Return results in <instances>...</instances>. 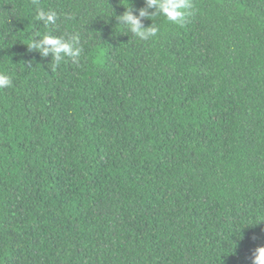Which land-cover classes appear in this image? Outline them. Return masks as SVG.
<instances>
[{
    "label": "trees",
    "instance_id": "1",
    "mask_svg": "<svg viewBox=\"0 0 264 264\" xmlns=\"http://www.w3.org/2000/svg\"><path fill=\"white\" fill-rule=\"evenodd\" d=\"M128 6L145 4L0 0V264H251L264 246V0H192L182 26L144 19L146 40ZM46 32L79 33V57L29 51Z\"/></svg>",
    "mask_w": 264,
    "mask_h": 264
},
{
    "label": "clouds",
    "instance_id": "2",
    "mask_svg": "<svg viewBox=\"0 0 264 264\" xmlns=\"http://www.w3.org/2000/svg\"><path fill=\"white\" fill-rule=\"evenodd\" d=\"M144 4L145 7L138 9L137 14H134L128 6L125 7L126 10L122 15L116 17L119 23L141 40L155 36L158 31L153 23L145 27L142 23L144 19L151 20V17L162 15L171 23L182 26L187 17L191 15L192 0H144ZM149 9L153 11L149 12ZM57 18L56 11H45L43 8H40L36 14V19L41 21L46 28L55 26ZM79 44V33L66 39L46 32L39 38L31 40L27 44V48L29 51L38 52L42 58L50 56L53 68H55L64 58L77 59L81 52ZM11 85L12 79L8 75L0 73V88H7ZM251 264H264V246L254 249L251 255Z\"/></svg>",
    "mask_w": 264,
    "mask_h": 264
}]
</instances>
